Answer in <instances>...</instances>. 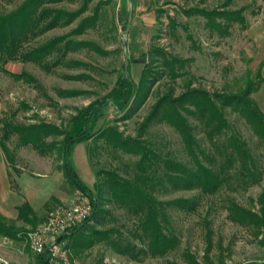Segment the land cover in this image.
<instances>
[{"label": "rangeland", "instance_id": "obj_1", "mask_svg": "<svg viewBox=\"0 0 264 264\" xmlns=\"http://www.w3.org/2000/svg\"><path fill=\"white\" fill-rule=\"evenodd\" d=\"M23 1L0 0V13L16 9ZM122 2L127 4L128 0ZM83 4L85 9L79 16L67 23V16L62 15L56 27L24 42L22 50L34 49L60 36L64 37L61 48L68 41L92 43L96 48L83 44L62 56L52 51L44 59L46 67L34 61L17 60L3 64L10 72L29 73L37 80V85L13 80L0 70V134L3 120L22 125L46 123L64 131L78 111L97 99L107 97L119 77L129 75L137 84L146 68V75L156 79L150 88L132 98L124 110H119L118 102H115L116 106L111 100L105 101L95 116L89 138L83 140L88 168L83 155L84 159L75 160L72 148L68 153L72 169L81 182L89 186L86 188L102 211L99 221L93 218L84 224L82 234L78 232L63 238L68 258L81 264L263 262L264 232L247 223L232 221L228 217V206L233 201L247 209H258L256 199L264 192V141L252 132L237 111L221 106L218 101L216 104L229 125L218 134H209L194 106L186 102L183 110L178 108L198 145L195 148L198 160L221 177L215 190L203 191L195 179L169 171L164 166V158L190 168H194V162L178 131L167 121L151 117V112L165 95L177 97L188 90H199L214 98L215 94H236L246 82H256L257 73L264 78V0H152L156 13L154 29L149 35L145 53L136 54L135 60L128 59V75L124 71L121 42L128 15L118 14V0H65L46 6L74 12ZM220 10H240L244 20L241 23L231 22L226 25V32L219 34L218 28L211 26L204 14L207 12L202 11H214L216 22L226 24L217 18L215 11ZM83 19L88 26L82 32L73 33ZM163 57L173 61L174 74H170ZM56 59L58 64L53 65ZM66 75L80 77L66 78ZM58 90L74 93L60 96ZM250 97L264 115V83ZM108 128L115 129L123 138L137 139L160 160L140 171L136 165L139 153L115 148L101 136L99 131ZM231 134H236L243 142L246 157L239 156L228 147ZM61 140L62 134L50 132L43 138L45 151L41 154L30 144L19 145L18 136L11 134L7 145L15 167L7 164L9 179L12 182L16 175L26 170L57 169L62 171L63 183L73 194L72 204L79 199L89 200L67 176ZM81 150L79 146L74 148L76 157L80 156ZM37 153L38 160L43 161L45 166H30L21 156L32 157ZM111 170L125 179L138 182L159 201H187V206L171 204L163 207L167 227L176 237L173 246L160 253H150L141 216L111 197L105 174ZM16 186L12 187L17 189ZM72 204H46L44 212L37 213L34 225L17 222V226L25 231L33 230L52 209ZM94 229L105 234L95 236L92 233ZM207 233L210 236L209 247ZM0 258L10 264L45 262L40 261L44 258L32 253L24 234L19 239L0 235Z\"/></svg>", "mask_w": 264, "mask_h": 264}, {"label": "trees", "instance_id": "obj_2", "mask_svg": "<svg viewBox=\"0 0 264 264\" xmlns=\"http://www.w3.org/2000/svg\"><path fill=\"white\" fill-rule=\"evenodd\" d=\"M65 0H24L16 9L7 13H0V70L7 73L13 80L33 82L38 84L37 80L25 71L13 73L3 67V64L8 61H34L41 63L45 66L44 59L52 51H56L59 55H65L69 50H73L83 44H88L96 48L92 43H84L82 41H68L61 48L60 43L64 37H55L38 47L30 50H22V44L28 40L45 33L46 31L56 27L59 24V19L62 15L67 16L66 22H71L74 18L79 16L85 9L83 4L77 11L65 12L60 9L51 8L47 4L59 3ZM207 15L210 20L211 26L218 28V33L226 32V25L231 22H242L244 17L240 10L236 11H215L217 18L225 21L226 24L216 22L214 11H202ZM214 15L211 17V15ZM86 19H83L73 33L82 32L86 25ZM92 24V23H90ZM126 26L123 27L125 31ZM165 65L169 66L170 74H174L173 61L167 57H163ZM53 65L58 64V59L53 61ZM73 64H79L73 62ZM46 67V66H45ZM146 68L143 69L139 82L136 84L128 77H119L115 86L110 94L103 99H97L85 108L76 113L69 124L68 129L58 131L54 125L40 123V124H14L11 121L3 120L0 134V148L4 153L6 161L9 166L15 167L14 158L8 148L7 141L11 134L18 136V144H30L33 148L37 149L41 154L44 153L43 138L50 132L62 134V160L66 170L67 176L71 182L83 192L92 204L93 213L88 220L93 218L99 221L100 213L97 201L93 195L88 191L86 186L79 180L76 173L72 169L68 160V153L71 147L83 140L89 138L94 126V119L98 111L103 107L106 100H111L119 103V110H124L131 102L132 98H136L142 91L150 88L155 82V77L151 79L146 75ZM66 78H79V75L65 76ZM264 83V78L257 73V80L248 81L245 87L240 89L236 94L221 95L215 94L210 96L205 91L188 90L183 94L173 97L165 95L159 99L154 109L151 112V117H159L170 125H172L182 137L186 150L194 162V168L187 167L183 163L174 162L168 158H164L162 162L169 171L180 173L188 178L195 179L203 191L215 190L221 182V177L215 172L211 171L208 167L204 166L195 153V148L198 145L192 134L191 127L188 125L186 119L182 117L178 108L183 110L184 104H189L197 109L198 114L203 118L206 127L209 129V134H218L222 129L228 128V123L223 118L216 101L221 106H229L234 111H237L248 123L252 132L261 140L264 141V115L259 109L256 102L251 99L250 94L255 92L259 85ZM73 91L58 90L60 96H68L73 94ZM186 104V105H187ZM117 106V105H116ZM101 136L106 141L111 143L115 148L124 150L130 153H139L137 168L140 171H145L146 166H152L155 160H160L159 156L148 147L144 146L137 139L123 138L115 129L108 128L99 131ZM228 147L236 152L241 157H246V150L243 147V142L240 141L236 134H231L227 141ZM229 159H227V163ZM107 184L111 197L120 205L126 207L129 211L137 213L141 216V226L148 235V249L151 254L160 253L168 247L176 243V237L173 232L167 227V218L163 212V207L166 205H185V199H173L170 201H159L153 195L147 193L145 189L138 183L130 179L121 177L116 171H107L106 173ZM13 186V180L10 181ZM257 210L247 209L236 202H230L228 206V217L238 223H247L258 230L264 232V192L258 195ZM17 217L15 220H9L0 213V235L10 239H19L25 236V230L17 226V222H22L28 225H34L37 221L36 214L31 209L27 202H24L17 208ZM87 220V221H88ZM85 221L81 226H76L67 231L58 240H63L67 235L81 232L84 228ZM22 232V235H21ZM92 233L97 235H104L101 231L92 230ZM82 234V232H81ZM210 236L207 233V246L209 247ZM43 263V260H40ZM242 264H264L263 262H248Z\"/></svg>", "mask_w": 264, "mask_h": 264}, {"label": "crops", "instance_id": "obj_3", "mask_svg": "<svg viewBox=\"0 0 264 264\" xmlns=\"http://www.w3.org/2000/svg\"><path fill=\"white\" fill-rule=\"evenodd\" d=\"M117 12L120 15L123 13L129 15V12L131 13L132 17L127 34L126 50L128 59L135 60L136 54L143 55L145 53L149 35L153 31L156 22V13L152 6V0H128L127 4H124L122 0H118ZM77 146H79L80 150L82 149L83 152L81 150L80 156L78 155L76 157L73 150ZM71 148L75 160L76 158H80L81 160L85 158L88 168V156L85 151L84 142H77ZM1 152L0 149V213L4 217L9 220H15L18 213L17 208L24 202L29 204L36 215L39 212H44L43 207L46 204H72L73 194L63 183L65 178L62 171L57 169L53 170L50 168L48 171H22L13 178L14 184L17 185V189H14L8 176V163L4 154ZM21 156L26 158L30 166H45L43 161L38 160V153L32 157H30V155ZM40 157H42V155H40ZM76 164L75 161V165ZM76 167L78 168L77 165ZM87 177L89 178V176ZM84 185L89 188L87 184Z\"/></svg>", "mask_w": 264, "mask_h": 264}, {"label": "built area", "instance_id": "obj_4", "mask_svg": "<svg viewBox=\"0 0 264 264\" xmlns=\"http://www.w3.org/2000/svg\"><path fill=\"white\" fill-rule=\"evenodd\" d=\"M92 213V204L87 199L52 209L41 224L25 232L30 250L41 259L44 258L43 264H81L68 258L62 240L58 238L72 228L81 226ZM0 264L10 263L0 258Z\"/></svg>", "mask_w": 264, "mask_h": 264}, {"label": "water", "instance_id": "obj_5", "mask_svg": "<svg viewBox=\"0 0 264 264\" xmlns=\"http://www.w3.org/2000/svg\"><path fill=\"white\" fill-rule=\"evenodd\" d=\"M131 17H132L131 13L129 12V15H128V18H127L128 19V24H127V27H126V29L124 31V35L121 38V42L123 44V52H124V71H125V74H127V75H128L129 61H128V55H127V50H126V40H127L128 31H129V24L131 22ZM128 78H129V75H128Z\"/></svg>", "mask_w": 264, "mask_h": 264}]
</instances>
